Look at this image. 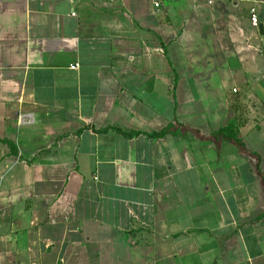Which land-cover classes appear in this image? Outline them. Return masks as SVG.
<instances>
[{"label":"crops","instance_id":"crops-1","mask_svg":"<svg viewBox=\"0 0 264 264\" xmlns=\"http://www.w3.org/2000/svg\"><path fill=\"white\" fill-rule=\"evenodd\" d=\"M258 162L264 0H0V264H264Z\"/></svg>","mask_w":264,"mask_h":264},{"label":"trees","instance_id":"trees-1","mask_svg":"<svg viewBox=\"0 0 264 264\" xmlns=\"http://www.w3.org/2000/svg\"><path fill=\"white\" fill-rule=\"evenodd\" d=\"M173 125L174 124H170L168 127H166L164 130H162V131H160V132H156V133H152V135L154 136V135H158V136H160V135H163V134H165V133H168V132H170L171 130H172V128H173ZM116 129H118V130H120V128H116ZM232 127L231 126H227V127H224V128H222V129H220L218 132H215L214 133V136H213V138L215 137L216 138V140L217 141H219V138H232V140L237 144V145H239V147H241L242 149H243V151H246L245 150V146H244V144L242 143V141H241V139H239L237 136H235V135H233L232 134ZM121 131V130H120ZM255 156V155H254ZM257 159L259 158V157H257V155L255 156ZM258 161H259V159H258ZM258 173H259V175L262 177V173L260 172V169H259V162H258ZM262 182H263V184H264V178L262 177Z\"/></svg>","mask_w":264,"mask_h":264},{"label":"built area","instance_id":"built-area-1","mask_svg":"<svg viewBox=\"0 0 264 264\" xmlns=\"http://www.w3.org/2000/svg\"><path fill=\"white\" fill-rule=\"evenodd\" d=\"M109 1H115V0H109ZM164 1H166V0H154V4H155L156 7H160ZM73 14H75V13H73ZM250 16H251L252 25L257 27L259 25V18H258V12H257L256 7H252L251 8ZM78 66H79V64L75 63V64H71L70 67L72 69H75Z\"/></svg>","mask_w":264,"mask_h":264}]
</instances>
